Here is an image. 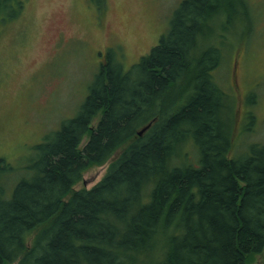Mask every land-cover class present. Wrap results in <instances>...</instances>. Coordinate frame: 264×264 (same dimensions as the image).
<instances>
[{
  "label": "trees",
  "instance_id": "1",
  "mask_svg": "<svg viewBox=\"0 0 264 264\" xmlns=\"http://www.w3.org/2000/svg\"><path fill=\"white\" fill-rule=\"evenodd\" d=\"M12 1L0 0L1 22ZM240 12L245 0H182L137 62H102L25 166L0 155V264H247L264 251V142L231 156L235 99L214 74L217 21Z\"/></svg>",
  "mask_w": 264,
  "mask_h": 264
},
{
  "label": "rangeland",
  "instance_id": "2",
  "mask_svg": "<svg viewBox=\"0 0 264 264\" xmlns=\"http://www.w3.org/2000/svg\"><path fill=\"white\" fill-rule=\"evenodd\" d=\"M181 1H12L15 15L0 21V155L25 166L34 145L77 114L102 62L117 52L125 67L137 62L168 30ZM245 1L248 15L225 17L216 28L225 55L214 74L235 99V158L264 142V0ZM109 163L88 167L74 188L92 187ZM263 262L264 251L247 264Z\"/></svg>",
  "mask_w": 264,
  "mask_h": 264
},
{
  "label": "water",
  "instance_id": "3",
  "mask_svg": "<svg viewBox=\"0 0 264 264\" xmlns=\"http://www.w3.org/2000/svg\"><path fill=\"white\" fill-rule=\"evenodd\" d=\"M148 126H146V127H143L141 130H139L138 132H139V134H141L146 128H147Z\"/></svg>",
  "mask_w": 264,
  "mask_h": 264
}]
</instances>
